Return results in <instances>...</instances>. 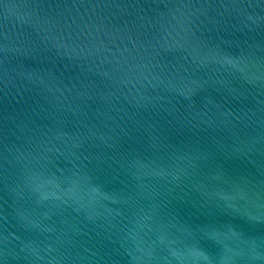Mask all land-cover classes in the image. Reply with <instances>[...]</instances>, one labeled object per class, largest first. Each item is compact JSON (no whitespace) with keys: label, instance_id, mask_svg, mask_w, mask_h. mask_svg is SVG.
I'll use <instances>...</instances> for the list:
<instances>
[{"label":"water","instance_id":"water-1","mask_svg":"<svg viewBox=\"0 0 264 264\" xmlns=\"http://www.w3.org/2000/svg\"><path fill=\"white\" fill-rule=\"evenodd\" d=\"M0 264H264V0H0Z\"/></svg>","mask_w":264,"mask_h":264}]
</instances>
